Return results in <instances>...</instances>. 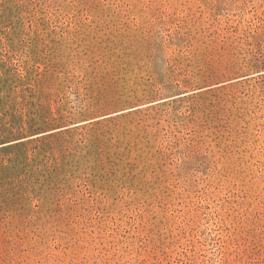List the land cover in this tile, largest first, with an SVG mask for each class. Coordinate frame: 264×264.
Instances as JSON below:
<instances>
[{"label":"rangeland","instance_id":"rangeland-1","mask_svg":"<svg viewBox=\"0 0 264 264\" xmlns=\"http://www.w3.org/2000/svg\"><path fill=\"white\" fill-rule=\"evenodd\" d=\"M0 264H264V0H0Z\"/></svg>","mask_w":264,"mask_h":264}]
</instances>
